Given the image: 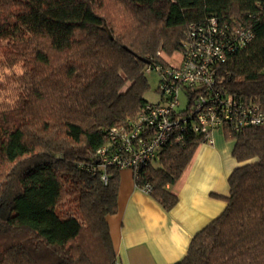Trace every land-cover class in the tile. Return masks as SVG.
Returning <instances> with one entry per match:
<instances>
[{"label": "trees", "instance_id": "trees-1", "mask_svg": "<svg viewBox=\"0 0 264 264\" xmlns=\"http://www.w3.org/2000/svg\"><path fill=\"white\" fill-rule=\"evenodd\" d=\"M106 3L124 10L107 15ZM211 17L251 30L216 80L264 112V0H0V41L22 69L15 100L0 101V264H118L105 218L119 170L108 167L104 183L84 166L98 164L113 127L155 103L144 97L150 58L180 52L186 32ZM232 138L226 206L173 264H264V124ZM200 142L185 132L135 183H150L170 210Z\"/></svg>", "mask_w": 264, "mask_h": 264}, {"label": "built area", "instance_id": "built-area-1", "mask_svg": "<svg viewBox=\"0 0 264 264\" xmlns=\"http://www.w3.org/2000/svg\"><path fill=\"white\" fill-rule=\"evenodd\" d=\"M252 38L251 30L243 24L220 26L217 18L211 17L186 32L176 64L155 63V58H150L145 71L157 72L159 100L146 103L133 120L113 127L107 143L95 153L98 164L84 169L90 173L99 170L106 183L108 167L127 168L136 181L138 169L158 162L163 149L181 143L185 132L212 144L215 129L233 137L246 127L264 124V112L257 101L235 97L216 80L217 66ZM135 185L144 193L152 191L148 182Z\"/></svg>", "mask_w": 264, "mask_h": 264}, {"label": "crops", "instance_id": "crops-1", "mask_svg": "<svg viewBox=\"0 0 264 264\" xmlns=\"http://www.w3.org/2000/svg\"><path fill=\"white\" fill-rule=\"evenodd\" d=\"M212 139L200 142L171 188L177 203L170 210L136 187L130 169L119 170L117 208L105 218L118 264H173L191 238L222 213L228 177L238 163L231 136L215 129Z\"/></svg>", "mask_w": 264, "mask_h": 264}, {"label": "rangeland", "instance_id": "rangeland-1", "mask_svg": "<svg viewBox=\"0 0 264 264\" xmlns=\"http://www.w3.org/2000/svg\"><path fill=\"white\" fill-rule=\"evenodd\" d=\"M109 4L110 3L103 4L105 6L101 7L100 11L107 14L110 11H114L115 9V11L118 12L124 10L122 6H120L118 9ZM11 51V46L7 41H0V101L2 103H12L15 100L17 95L16 75L22 71L21 64H11ZM156 55H161L160 58L162 57L163 62L168 61L172 64H176V55L179 54L178 52L165 54L161 50H159L157 51ZM145 77L147 79L149 88L144 93V97L150 102H156L157 100H159V92L157 91L159 79L157 72L154 70L146 72ZM180 99L182 102L184 101V96L182 93L180 95Z\"/></svg>", "mask_w": 264, "mask_h": 264}, {"label": "water", "instance_id": "water-1", "mask_svg": "<svg viewBox=\"0 0 264 264\" xmlns=\"http://www.w3.org/2000/svg\"><path fill=\"white\" fill-rule=\"evenodd\" d=\"M146 62H148V60H145Z\"/></svg>", "mask_w": 264, "mask_h": 264}]
</instances>
